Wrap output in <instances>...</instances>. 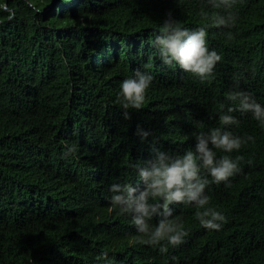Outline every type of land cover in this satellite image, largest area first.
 <instances>
[{"label": "trees", "instance_id": "16d2710c", "mask_svg": "<svg viewBox=\"0 0 264 264\" xmlns=\"http://www.w3.org/2000/svg\"><path fill=\"white\" fill-rule=\"evenodd\" d=\"M32 2L38 11L5 0L11 20L0 10V264H264V127L251 113H230L239 124L227 130L254 142L213 149L243 157L241 171L220 184L201 172L210 206L226 216L219 231L199 224L193 204L170 205L188 235L161 253L134 243L132 215L110 203L112 184L143 188L134 165L153 147L183 154L200 132L224 130L229 92L264 106V0H235L231 29L207 27L225 14L208 0ZM169 14L189 31L206 27L222 59L205 81L161 61L153 41ZM136 70L153 80L126 117L116 97Z\"/></svg>", "mask_w": 264, "mask_h": 264}, {"label": "clouds", "instance_id": "9594fccd", "mask_svg": "<svg viewBox=\"0 0 264 264\" xmlns=\"http://www.w3.org/2000/svg\"><path fill=\"white\" fill-rule=\"evenodd\" d=\"M26 2L33 11H38L32 0ZM208 3L215 9L222 8L225 14L209 17L210 23L207 27L231 29L235 26L236 16L231 11L235 0H208ZM0 10L8 13V20L14 18V10L8 8L5 0H0ZM228 36L231 39L230 32ZM153 44L159 49L163 64L178 65L183 71L198 77L201 82L212 76L217 62L222 59L215 50L209 49L206 27L189 31L173 19L171 14L164 21ZM152 80L150 74L136 70L133 78L121 82L116 104L125 110L126 117L128 109L143 108L146 90ZM226 99L235 107H228L225 114L220 116L224 130L214 128L208 132H200L196 136L195 151L188 150L183 154H170L153 147L154 158L146 161L144 166L134 165L143 182L142 189L132 184L111 185L110 191L113 195L110 203L113 209H118L121 215L131 214L133 224L141 234L134 243L159 245L161 253L167 251V245L178 246L183 243L188 231L182 222L170 219V205L173 204H193L196 207L195 218L202 227L210 231H219L226 222V216L210 206V197L205 194L209 181L201 172L204 170L214 183L220 184L227 183L230 177L241 171L239 163L243 157L232 159L229 155H223L217 158L213 150L232 153L239 151L248 140L254 142L251 136L241 138L227 130L228 126L239 124L237 118L230 113H251L259 125L264 127V106L249 93L229 92ZM147 135L148 133H143L144 137ZM75 151V147H70L63 156L71 157L75 155ZM153 217H160L155 227L150 223ZM107 256V252H104L98 259H107Z\"/></svg>", "mask_w": 264, "mask_h": 264}]
</instances>
